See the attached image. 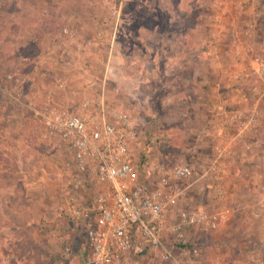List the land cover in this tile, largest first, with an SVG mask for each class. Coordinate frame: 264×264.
<instances>
[{
	"label": "rangeland",
	"instance_id": "obj_1",
	"mask_svg": "<svg viewBox=\"0 0 264 264\" xmlns=\"http://www.w3.org/2000/svg\"><path fill=\"white\" fill-rule=\"evenodd\" d=\"M160 1L0 0V76L27 55L45 66L42 76L55 96L62 93L67 98L69 92L74 109L91 115L92 105L83 107L81 102L101 95L126 109L137 122L138 137L131 154L139 179L146 176L145 162L146 167L189 163L202 170L214 157L213 142L218 141L227 151L221 158V171L210 177L204 190L191 192L192 204L207 209L228 205L233 212L218 230L194 235L200 255L185 264H262L264 215L259 217L264 206L260 208L259 200L264 194V79L254 72L250 60L256 56L264 60V0H254L249 8L243 0H209V15L215 10L217 14L213 35H205L202 26L186 29L180 24L187 14L161 12ZM179 2L169 1L171 7H183L184 2ZM226 2H233V8ZM207 17L208 11L204 20ZM66 26L74 30V38L61 34ZM186 36L188 42L183 45ZM194 36L198 43L191 44ZM166 40L172 43L167 45ZM57 41L67 48L64 59L59 58ZM186 48L189 56L182 61ZM49 61L75 78L59 69L46 75ZM32 70L30 64L24 72L31 75ZM57 78L66 80L65 90H55ZM39 91L42 98V88ZM29 99L33 100V93L29 92ZM7 103L11 104L8 109L14 105L0 91L2 113ZM253 109L258 111L256 120L245 128ZM23 116L22 122L13 118L12 135H25V148L31 149L27 157L11 136L0 140V259L9 256L13 264H57L61 235L70 232L65 237L72 242L73 262L81 264V231L65 219L60 220L61 235L54 236L56 240L45 235L48 228L43 229L50 211H56L59 167L70 156L62 147L58 154H51L43 144L47 140L38 139L41 124L30 119L28 110ZM32 181L38 183L35 188L29 187ZM211 183L221 189L220 194L209 188ZM20 194L32 198L31 207L39 215L28 225V217L19 213L21 202L12 205ZM18 220L21 226L16 236L10 224ZM124 264L152 263L142 257Z\"/></svg>",
	"mask_w": 264,
	"mask_h": 264
},
{
	"label": "built area",
	"instance_id": "obj_2",
	"mask_svg": "<svg viewBox=\"0 0 264 264\" xmlns=\"http://www.w3.org/2000/svg\"><path fill=\"white\" fill-rule=\"evenodd\" d=\"M61 34L69 39L76 35L68 26ZM55 46L60 50L59 58L64 59L67 48L62 41ZM39 63L22 56L19 64L0 76V86L8 85L13 97L31 110L42 125V140L60 139L72 152L58 170L55 209L70 227L82 232L83 264H124L131 255L146 257L152 264H185L198 258L200 246L194 235L218 230L233 211L228 205L213 209L194 205L191 192L204 190L210 177L221 171L226 147L214 141L215 155L202 170L189 163H151L146 167L145 162L146 176L139 179L131 154L138 137L135 117L104 95L81 102L83 107L92 105L91 115L61 103L53 90L34 106L26 86L35 88L34 68ZM30 64L34 74L26 75L24 69ZM252 68L264 79L262 58L254 57ZM66 87V80L57 78L55 90ZM257 114L253 109L243 126H251ZM208 186L220 194L216 184ZM84 190L92 196L85 199ZM259 204L263 208L264 194ZM60 226L56 219L52 226L44 223L43 229L60 236ZM61 239L57 264H69L72 242L64 235ZM0 264L13 262L6 256L1 257Z\"/></svg>",
	"mask_w": 264,
	"mask_h": 264
},
{
	"label": "crops",
	"instance_id": "obj_3",
	"mask_svg": "<svg viewBox=\"0 0 264 264\" xmlns=\"http://www.w3.org/2000/svg\"><path fill=\"white\" fill-rule=\"evenodd\" d=\"M169 1L170 0H161L160 1V3L163 2L161 4V12H166L170 16H174V13L175 14H177V13H181V14L186 13L187 15L184 18V21L183 22H181V20L179 21V24L181 22L180 25H185V28L188 29V30H190V29H197V28H199V27L202 26L203 27L202 32L204 33V31H205V35H206L207 32L209 34H211L213 32V28H214V26L216 24V20H217L216 19L217 17H215V16L217 14H215V12H216V10H215V12H213L212 14L209 15V10H210V7H211V5H210L211 3H209L210 2L209 0H178V1L184 2V6L181 7V8H180L181 5H178L177 8L176 7H171ZM181 2H179V4H181ZM243 2H245L244 3V6L246 8L247 7L249 8L252 3L254 4V0H243ZM228 4H229V6L232 9L233 8V2L227 3V5ZM207 11H208V16H209V18L211 20L210 23L208 22L209 21V18L208 17H207L206 20H204L205 17L207 16ZM194 12L197 13L196 16H193L192 13H194ZM204 12L206 13V15L202 17L203 14L201 15V13H204ZM193 19H194V21H193ZM176 25H177V22H176ZM181 35L183 36V34H181ZM212 35H213V33H212ZM186 38H187V36L186 37H182V43L181 44H183V45H186L187 44L188 41L185 40ZM194 38H195V40L193 39V40L189 41L191 44L198 43L197 37L194 36ZM202 40H204L203 37H202ZM165 43L168 45V43H172V42L169 41V40H166ZM199 43H201V39H199ZM188 54H189V52H188L187 48L185 49V52L184 53H183V51L181 52L182 61H184V58H187L189 56ZM191 54H193V53H191ZM48 64L50 65L48 67L49 69L47 71V72H49V74H46V75H52L53 72L55 73L56 70L59 69L62 72H67V74L71 75L73 77V79L75 78L74 74L71 73L70 71H68L66 68H64V67L61 68L62 66H60V65H58L56 63H52L51 61H49ZM250 66H252V59L250 60ZM34 69H37V70H35V73H36V85H35V89L34 88L31 89L30 87L28 88L27 86H26V89L30 93H33V104H34V106L37 107V106H39L41 104V102L43 100V97L46 94V92L49 91V90H51V88L48 87L47 84H45L44 78H43L44 76H42L43 74H45V72H44L45 66L44 65H42L41 67L38 66L37 68H34ZM85 72H87V71H85ZM33 74H34V72H32V75ZM41 88L43 90V92H42V94H43L42 95V98L39 97V95L41 94V92H40L41 90L39 91V89H41ZM52 89H53V92L55 93L54 88H52ZM0 91L2 92L3 96H5L8 99V101L10 103L14 104L12 106L15 108V110L13 109V107L10 108L11 107L10 106L11 104H8V103L6 104L5 107H3V105H2V108L5 111H8V113L5 112V111H3V113H2L0 111V114L2 113L0 115V127H1L0 128V140H3L4 137H7V135L11 136L12 138H14V140L17 141V146L19 147V151H20L21 155H23V156L25 155V157H27V155L31 151V149L25 148V147H28L27 144L24 143L25 141H23V139H24L23 136H25V135L24 134H21V136L20 135H16V137H14L12 135V131H14V130H12V128L14 127L13 126V123H14L13 118H14L15 122H22L21 119H24V116H23L24 111H27L28 110L29 111V115L32 116V117H30V119H32L33 122H36V123H38V121L34 118L31 110L25 105V103H23L22 101L16 100L13 97L12 92L9 90L8 85H1L0 86ZM59 95H62V97H59ZM64 95L65 94H62V93H56V97L58 98V100L61 99V103L65 104V105H69L71 107H74L72 104H70V102L72 101V99L70 101V98H68L69 95H70L69 92H68V97L67 98ZM8 106H10L9 109H8ZM0 110H1V108H0ZM91 112H92V110H90L89 113H91ZM86 113L87 112H85V114ZM15 124L16 125H20L18 123H15ZM38 124L40 125V123H38ZM40 127H41V130L39 132H37L38 133L37 136H38V139L39 140H40V135L42 133V125H40ZM19 131H21V128L19 129ZM27 138H29V140L32 139V137H28V136H27ZM19 140H21V142ZM34 140L35 139H33V141ZM43 144L45 146L49 147V149L51 150L50 151L51 154H54V153L58 154L59 149L62 147V148H64L63 153H65V154L67 153L70 156V158L72 156V152H71L70 148L66 145V143L64 141H62L60 139H58V140L57 139L56 140L55 139H53V140H47ZM36 184H38L37 181H32L30 183L29 187H32V188L34 187L35 188L37 186ZM57 192H58V190H57ZM83 195L86 197V199H88V198L91 197L92 192H88V191H85L84 190L83 191ZM56 199H57V194H56ZM31 200H32V198L30 196H26L25 194L24 195L20 194L19 196H17L15 202L12 203V205H14V203H15V205H19L18 203L21 202V204L18 206V208L20 209V211L19 210L18 211H19V213H21V215L22 214H25L28 217L27 220H26V224L27 225L30 224V220H32V219L36 218L37 216H39V215H37V213H34L32 207H31ZM10 207H11V205H10ZM15 212H17L16 208H15ZM6 213H7V211H6ZM263 215H264V212H262V214H261L262 217H259V218H263ZM19 216H20V214H19ZM16 218H19V217H16ZM56 219L59 222H60V220L61 221L64 220L63 216L62 215L61 216L59 215V211H55V210L52 211V212L50 211L49 216L46 217V221H43V224H44V222H46V223L48 222V224H51V226H52L53 225V220H56ZM19 226H21L19 220L14 225H11L10 224V230H11V232H15L16 233V236L20 234V232H17ZM26 229H28V228H26ZM32 231H33V234L32 235L34 237L35 236V230L32 229ZM36 233L38 234V232H36ZM69 233L66 232L65 233V236L69 235ZM47 234L49 236L53 237V240H56L55 239V237H56L55 235H53V234H51L49 232L46 233L45 235H47ZM48 235H47V237H48ZM19 238H21V236H19ZM48 242L52 245V240H50ZM80 244H81L80 245V248H78V257L81 259V264H83L84 251H83L82 242ZM55 250H56V248H53L52 251L55 252ZM32 251H33L32 253L34 254L33 248H32ZM32 256H33V258L38 259V256L37 255H32ZM74 257L75 256H73L70 259L69 264H74L75 263V262H73L74 261ZM139 258H142V257L141 256H137V255H131L128 259L125 260V262H128L130 260L134 261V259H139ZM262 264H264V260H263V263Z\"/></svg>",
	"mask_w": 264,
	"mask_h": 264
}]
</instances>
